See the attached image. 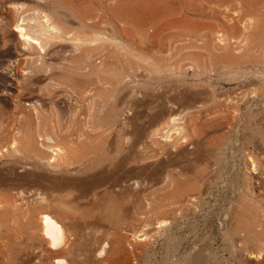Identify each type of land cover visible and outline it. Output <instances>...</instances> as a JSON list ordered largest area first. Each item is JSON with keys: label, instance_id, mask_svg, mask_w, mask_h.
<instances>
[{"label": "rangeland", "instance_id": "obj_1", "mask_svg": "<svg viewBox=\"0 0 264 264\" xmlns=\"http://www.w3.org/2000/svg\"><path fill=\"white\" fill-rule=\"evenodd\" d=\"M42 12L61 27L44 53L14 28ZM36 117L82 140V167L25 158ZM96 158L129 190L90 189ZM0 178V264H264V0H0ZM45 210L70 233L55 254Z\"/></svg>", "mask_w": 264, "mask_h": 264}, {"label": "bare ground", "instance_id": "obj_2", "mask_svg": "<svg viewBox=\"0 0 264 264\" xmlns=\"http://www.w3.org/2000/svg\"><path fill=\"white\" fill-rule=\"evenodd\" d=\"M19 10H20V8H19ZM28 22H29V20H28ZM28 22H26L25 19L20 18V19H18V22L14 26L15 31L18 34V38H19L21 44L25 48H32L33 47V48L37 49L38 52L44 53L48 40L53 39V38H57L61 34L60 25L55 21V19L50 14H47L45 12L39 13L37 18L33 19L29 23ZM217 39L219 41L221 40V38H218V37H217ZM79 46H80L79 44H76V47H79ZM90 49H91V51H95L98 49V47L91 45L89 50ZM87 53L86 54L82 53L78 56L82 61L81 65L84 64V61H86V56H89V55H87ZM80 69H81L82 73H84L85 67L82 66V67H80ZM100 71L101 70L98 69L96 72L99 73ZM36 120H37L36 121V128H28L29 125H27V128L24 130L22 137H21V139L23 141L20 143L18 140H15L11 144L12 149L17 151L16 146L19 142L21 145H23L26 148V150H24V151L28 152V155L25 158L31 157L33 160H35L36 163H38L40 161H44L46 154L50 155V158L48 159V162L50 164H51L52 159H53L52 162H55L56 158L58 156L68 155L70 157V163L68 164V166L71 165L73 167L74 166L82 167L85 163V160L89 159V156H90L89 153L88 152L85 153V151L83 150L84 146L81 145L82 140L76 141V140L72 139V140H68V142L63 143L61 145L60 142L56 138V136L58 134L56 125L53 124V122L51 120H45L44 122H41L39 117H36ZM44 133H45V135H44ZM101 161H102V159H100V158L99 159L96 158L95 160L92 161V163L89 161L90 162L89 167L92 170L96 169V171H95L96 173L93 174V177L90 180V183L88 185V186H90L89 188L90 189H96L99 187H106V189L110 190L112 194H114V193H116V194L125 193L127 190H129L128 188H126V189H124V191H121V192L112 191V189L120 187V185H121L120 181L122 179V176L125 173L121 174L122 169L120 170L119 168H117L116 163L113 164L112 169L110 171L104 170L101 173H99V171L97 170L96 167L97 166L101 167V163H102ZM251 165L253 166L254 171L257 170V165H256V162L254 160H252ZM126 177L130 178L129 172H127ZM26 178H27V175L24 172L21 175H19V179L21 181H24ZM131 179L132 178H130V180ZM0 181L4 182V181H6V179L0 178ZM110 181H113V183L109 184ZM142 185L143 184L138 182V180L136 181V187H141ZM129 188H131V187L129 186ZM40 195L43 197V191H41ZM45 200L46 199L43 198V201H45ZM15 203H16L15 198L9 197V196L5 199V202L0 201V214H3L5 212V214L7 216H9L11 214V212L14 211V208L16 206ZM6 205L9 206L10 208H7ZM240 213L242 214V212H240ZM245 214H246V212H245ZM245 214H243V215H245ZM30 218H31V220H30L31 223L34 224V226L37 229L35 231V234L42 238V240L45 242V244L47 245V247L49 248V250L52 253H54V254L58 253L59 249L64 248L68 244V242L70 240V233L65 228V225L57 217L53 216L52 213L45 210V212H39V213L33 214ZM246 220L247 219H245V221ZM232 221H233V219H232ZM239 222H240V220H239ZM159 224L162 227V226H165L167 224V222H166V220H162L161 222H159ZM234 224H236V225H234ZM234 224H233L235 226L234 227L235 228L234 233H237V234L247 233V232H245V228H243L246 224L244 226L238 225L236 222ZM256 227L258 228V226H256ZM251 228H252V224H250V229ZM259 230L254 229V231H252V233L264 234V230L262 232ZM244 237H245V235H244ZM255 246H257V245H255ZM257 250L259 251L258 252L259 254H256V252H251V256L252 257H255V256L258 257L259 256L260 258H262V254H264V244H262V243L258 244ZM54 251H58V252H54ZM107 252H108V246L102 247V249L99 252V255L103 257L104 255H107ZM53 264H68V262H67V260H65L63 258L57 257L54 259Z\"/></svg>", "mask_w": 264, "mask_h": 264}]
</instances>
